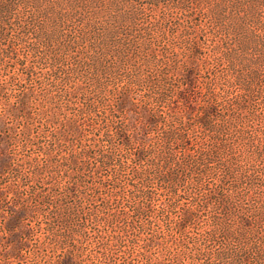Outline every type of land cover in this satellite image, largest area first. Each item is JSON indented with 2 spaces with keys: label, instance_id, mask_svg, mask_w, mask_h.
Returning a JSON list of instances; mask_svg holds the SVG:
<instances>
[{
  "label": "trees",
  "instance_id": "obj_1",
  "mask_svg": "<svg viewBox=\"0 0 264 264\" xmlns=\"http://www.w3.org/2000/svg\"><path fill=\"white\" fill-rule=\"evenodd\" d=\"M94 225L143 256L91 259ZM171 232L174 264H264V0H0V264Z\"/></svg>",
  "mask_w": 264,
  "mask_h": 264
},
{
  "label": "rangeland",
  "instance_id": "obj_2",
  "mask_svg": "<svg viewBox=\"0 0 264 264\" xmlns=\"http://www.w3.org/2000/svg\"><path fill=\"white\" fill-rule=\"evenodd\" d=\"M37 150V149H36ZM33 151V150H32ZM256 181H258L256 179ZM164 195L162 197L163 200H167L166 198V189H163ZM183 204V203H180ZM121 208V207H120ZM183 208V205H180L179 208L175 209L173 211V221L169 222L170 226L175 227L176 229V224L174 223L175 219V215L174 214H178L180 213L181 209ZM200 222L198 221L196 223V226H190L187 225L186 227V234L187 235H192L195 234L197 235V231L199 232L202 229V225H206L209 222L210 219V213L209 212H203L201 214V218H200ZM169 223H167L165 220L161 221V225L163 226H167V224L169 225ZM174 223V224H173ZM122 225V224H121ZM94 229H96V232L98 233H94L92 232V235L90 236V238L88 239L90 245L88 247V249L85 251L86 254L89 255V257L91 259H97L98 256L100 257H105L108 255H110V258L113 256H117V257H124V256H131L128 258H132L133 261H136L138 258H140V256L142 257L143 255L139 254L137 249H132L130 252H125V251H121L120 248L118 246H112L113 250L116 251L117 253H110L109 248H107L105 245L103 246V248L101 249V252H97L98 250H100V244L98 242V240H104L103 242L107 241V235H106V231H104V228L100 225H94ZM101 228V231H98V228ZM160 225L156 226L155 229H159ZM205 227V226H203ZM38 233L33 237V242L37 243V239H38ZM105 235L104 239L103 236ZM167 239L168 240V244L171 245V248H167V246H155V247H151L148 249V253L152 256L154 264H157V261H161L162 264H174L175 262V257L176 256H181L183 257L184 255L182 254V246L179 244V242H181L178 238H176L172 232L169 233L167 235ZM143 241H141L140 243H142ZM173 245V246H172ZM217 247V245H216ZM27 257L24 259V264H31L32 261H34L35 259L32 257H29L28 254L26 255ZM109 258V257H108ZM90 262L88 264H96L94 263L92 260H89Z\"/></svg>",
  "mask_w": 264,
  "mask_h": 264
}]
</instances>
